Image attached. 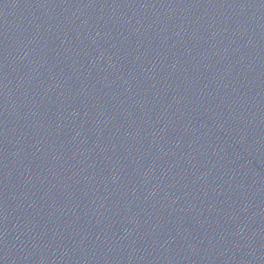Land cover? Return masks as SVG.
Listing matches in <instances>:
<instances>
[{"label": "water", "instance_id": "1", "mask_svg": "<svg viewBox=\"0 0 264 264\" xmlns=\"http://www.w3.org/2000/svg\"><path fill=\"white\" fill-rule=\"evenodd\" d=\"M0 264H264V0H0Z\"/></svg>", "mask_w": 264, "mask_h": 264}]
</instances>
